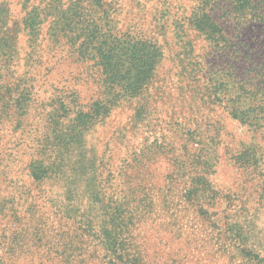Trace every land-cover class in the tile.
Instances as JSON below:
<instances>
[{"label":"rangeland","instance_id":"374dc122","mask_svg":"<svg viewBox=\"0 0 264 264\" xmlns=\"http://www.w3.org/2000/svg\"><path fill=\"white\" fill-rule=\"evenodd\" d=\"M0 264H264V0H0Z\"/></svg>","mask_w":264,"mask_h":264}]
</instances>
